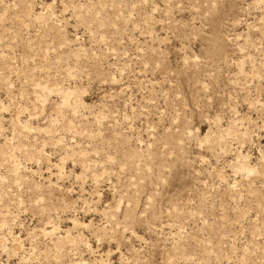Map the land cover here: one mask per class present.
<instances>
[{"label":"rangeland","instance_id":"rangeland-1","mask_svg":"<svg viewBox=\"0 0 264 264\" xmlns=\"http://www.w3.org/2000/svg\"><path fill=\"white\" fill-rule=\"evenodd\" d=\"M0 264H264V0H0Z\"/></svg>","mask_w":264,"mask_h":264}]
</instances>
